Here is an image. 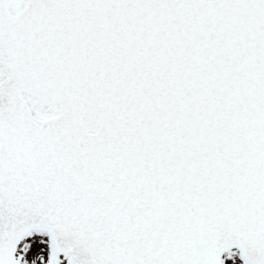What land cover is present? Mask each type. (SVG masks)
Wrapping results in <instances>:
<instances>
[{
	"label": "snow or ice",
	"instance_id": "1",
	"mask_svg": "<svg viewBox=\"0 0 264 264\" xmlns=\"http://www.w3.org/2000/svg\"><path fill=\"white\" fill-rule=\"evenodd\" d=\"M0 264H264V0H0Z\"/></svg>",
	"mask_w": 264,
	"mask_h": 264
}]
</instances>
